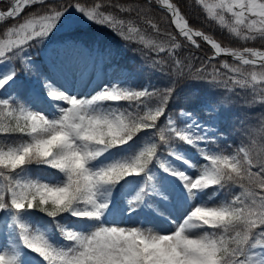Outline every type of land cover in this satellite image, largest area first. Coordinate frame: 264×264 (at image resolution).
Instances as JSON below:
<instances>
[{
    "label": "snow or ice",
    "instance_id": "6c2138e0",
    "mask_svg": "<svg viewBox=\"0 0 264 264\" xmlns=\"http://www.w3.org/2000/svg\"><path fill=\"white\" fill-rule=\"evenodd\" d=\"M157 5L175 34L152 18ZM188 6L182 0H10L0 10L7 22L32 9L0 40V136L13 137L0 146V236H7L0 264H264V114L256 126L241 122L237 134L246 136L232 150L219 146L222 101L203 105L199 115L209 113L203 124L176 104L180 83L192 77L233 97L239 88L245 104L264 107V51L222 46L191 25ZM191 6L240 40H264V0H191ZM117 8L150 26L160 42L145 41L131 19L113 14ZM73 10L126 40L139 36L150 52L146 70L164 86L117 80L90 96L57 87L58 80L79 79L80 61L92 50L83 41L67 42L61 49L67 63L52 70L29 49L45 44ZM177 36L197 49L199 38L213 55L193 72ZM221 54L236 63L217 67L212 61ZM38 102L51 114L36 110ZM183 145L199 159L185 157ZM33 165L54 170V179L32 178ZM118 186L136 187L130 197L122 193L124 214L150 210L147 217L168 230L110 223ZM34 212L48 224L35 225Z\"/></svg>",
    "mask_w": 264,
    "mask_h": 264
},
{
    "label": "rangeland",
    "instance_id": "374dc122",
    "mask_svg": "<svg viewBox=\"0 0 264 264\" xmlns=\"http://www.w3.org/2000/svg\"><path fill=\"white\" fill-rule=\"evenodd\" d=\"M10 3V0H0V3ZM210 2V0H209ZM3 3V4H5ZM18 18L17 22H20L22 19ZM70 20H66L63 22L62 25L58 27L56 31L52 33V35L45 41V44L32 46L29 51L36 61V63L40 64L44 69H52L56 70L59 69L63 64L67 63V54L62 52V47L70 41L79 40L83 42H88L87 47L92 50L91 57H86L85 59L80 61L79 69L76 73L79 79H75L71 76L67 80H58L57 87H61L67 91L69 95H77V96H84V95H93L96 92L100 91L105 85L111 86L112 83L117 82V80L124 81L125 83L129 84L130 75L129 71L126 66L123 64L120 55V49H122V44L127 46H132L133 50L138 52L141 48L146 49L149 52L148 48L144 47L139 40V36H134L132 40L124 39L116 30L110 29L106 26L97 25L94 23L88 22L84 19L79 13L75 12L74 10L70 13ZM128 22L130 19H125ZM134 27H137L141 30L140 34L145 37V41L148 40H156L160 42V38L155 35L153 30L144 28L142 26L138 27V25L131 20ZM71 25V26H69ZM11 26V25H10ZM207 26L214 27L218 26L215 22H208ZM169 30V29H168ZM4 31H6L4 29ZM3 31V33H4ZM171 31V30H169ZM175 32V30H174ZM108 35L112 40L115 41L118 45L117 49L113 52L108 51L107 48H103L100 44L98 39H103V35ZM4 35L0 38V40L4 39ZM167 43V41H163ZM259 49V48H258ZM181 54V57H186L191 60L193 72H195V57L193 54L186 55L184 52H181L180 49L178 50ZM150 53V52H149ZM164 55V54H161ZM203 58L204 55H200ZM153 58H158L153 56ZM223 61H227L225 58L219 59V64ZM88 62V63H87ZM228 62V61H227ZM87 63V64H85ZM230 65L232 63L228 62ZM222 72H227L226 69H222ZM158 74V73H157ZM87 76L85 79L84 77ZM23 80H27V77H23ZM152 84H155L151 81ZM242 100L240 102H243ZM179 106V104H177ZM203 105L201 106L202 109ZM36 110H43L45 113L51 114V109L47 104L38 102L35 105ZM201 109H197L198 112L190 111L193 114H197L196 119L199 121L200 124L204 123L203 117L208 116V112L205 110L202 115ZM179 111V108L176 109ZM186 111H189L185 109ZM200 110V111H199ZM192 122L189 118L185 120L184 123ZM220 147L227 148L229 145H232L231 141L229 140L228 136L225 135V132L220 136ZM1 146V145H0ZM179 147V146H178ZM232 148V146H231ZM235 148H232L234 150ZM179 150L183 153V155L187 158L196 161L199 159L198 153L196 149L187 145V148L179 147ZM117 150H113L115 155ZM179 167H183V170L188 172L190 175H194L195 173L191 169H187L186 167L179 165ZM32 178H39L41 181H48L50 179H54L55 173L54 170H50L44 167H39L36 170H32L30 172ZM159 175V172H157ZM136 187L135 186H125L124 188L120 189L118 186V190L113 192V196L116 198L118 207L117 209L113 210V213L109 215L108 221L115 225H119L121 227H145L151 228L154 231H160L163 229L164 231L168 230V225L161 224L160 220H152L150 217H147L146 212L150 210H146L144 213L141 214H134V215H127L124 214L120 209L126 207L125 195L130 197L135 194ZM209 195H211V190H209ZM205 200L208 197H204ZM191 208H188L190 211ZM183 211V208H181ZM33 216V223L35 225L44 226L47 225L49 222V218L45 216L37 215L35 212L32 214ZM75 223V222H73ZM7 239L6 233L0 236V250H3V245ZM26 251V250H25Z\"/></svg>",
    "mask_w": 264,
    "mask_h": 264
},
{
    "label": "trees",
    "instance_id": "16d2710c",
    "mask_svg": "<svg viewBox=\"0 0 264 264\" xmlns=\"http://www.w3.org/2000/svg\"><path fill=\"white\" fill-rule=\"evenodd\" d=\"M183 4H188L189 6L186 8L188 19L192 26L202 31H205L207 34L211 35L212 37L216 38L223 44L224 46H229L232 48H242L244 46H258L264 48V40H260L259 38L254 41H243L236 38L234 35L230 34L227 28H221L218 26L209 27L207 26L208 20L205 19V13L200 10L199 6H191V0H182ZM32 9H26L23 15L25 16L26 13L31 12ZM113 13L119 14L123 19H131L135 22L138 27L142 26L147 29H151L150 26L144 24L141 21H138L129 16L126 13H120L119 9H113ZM165 13L163 10L159 9L158 7L155 8L152 18L154 20L160 21L162 28H167L171 30L174 34V29L170 26V24L163 19ZM13 20H9L7 22L0 23V37L3 35L4 29L12 24ZM152 30V29H151ZM177 39L182 42L184 45L180 51L184 52L186 55L193 54L195 57V68L201 66V62L205 60V56L210 54V50L208 47L198 41L200 44V48H194L189 45L186 41H183L182 37L177 36ZM143 50V52L141 51ZM140 51L136 52L133 50L132 46H128L127 51V59L133 60L134 64L131 66L132 74L134 76L133 82L135 84H141L146 81H153L156 86L162 87L166 83L160 79L159 74L157 73H150L148 72L147 66L150 61L146 63L145 56L150 55V53L141 48ZM200 55H204L201 58ZM225 58V57H223ZM220 59V58H219ZM218 60H213V64H219ZM222 59V58H221ZM228 62L235 64L230 59L225 58ZM139 65H144V69H140ZM218 67V66H217ZM210 70V68H209ZM179 96L177 97L176 104L179 106H185L186 102H194L202 100H215L216 102L220 103V108L223 111V122L225 126L229 128V132L232 134L234 138H236V130L240 132L241 130V122L247 119L248 123L244 124V128L256 126L258 124V120L262 114H264V107L257 104H245L243 100L244 93L239 88L236 89V95L233 97L232 93L227 92L224 88H213L209 86L205 81H201L198 79H193L192 77L187 78L185 81L180 83L179 85ZM124 103V102H121ZM241 135L246 136V133H241L239 138L241 140ZM3 137L0 136V143L3 141Z\"/></svg>",
    "mask_w": 264,
    "mask_h": 264
},
{
    "label": "bare ground",
    "instance_id": "6f19581e",
    "mask_svg": "<svg viewBox=\"0 0 264 264\" xmlns=\"http://www.w3.org/2000/svg\"><path fill=\"white\" fill-rule=\"evenodd\" d=\"M87 63H88V62H87ZM87 63H85V64H87ZM86 77H87V76H85L84 79H85Z\"/></svg>",
    "mask_w": 264,
    "mask_h": 264
},
{
    "label": "water",
    "instance_id": "95a60500",
    "mask_svg": "<svg viewBox=\"0 0 264 264\" xmlns=\"http://www.w3.org/2000/svg\"><path fill=\"white\" fill-rule=\"evenodd\" d=\"M228 56V55H227ZM229 57H231V56H229Z\"/></svg>",
    "mask_w": 264,
    "mask_h": 264
}]
</instances>
